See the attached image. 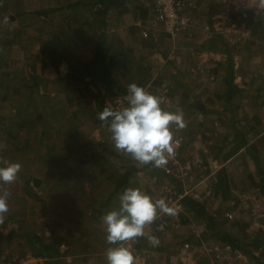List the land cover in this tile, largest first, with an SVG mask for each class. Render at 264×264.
Returning <instances> with one entry per match:
<instances>
[{"label":"crops","instance_id":"obj_1","mask_svg":"<svg viewBox=\"0 0 264 264\" xmlns=\"http://www.w3.org/2000/svg\"><path fill=\"white\" fill-rule=\"evenodd\" d=\"M217 1L197 0L195 26L172 36L154 0H0V167L21 165L0 182L11 193L0 264L44 247L54 254L42 264H107L101 218L124 189L156 200L165 185L186 192L184 224L158 230L159 216L147 229L158 245L128 243L136 264H211L193 236L202 230L241 255L219 264H264V24ZM130 83L169 89L162 107L183 111V182L117 152L98 119Z\"/></svg>","mask_w":264,"mask_h":264},{"label":"clouds","instance_id":"obj_2","mask_svg":"<svg viewBox=\"0 0 264 264\" xmlns=\"http://www.w3.org/2000/svg\"><path fill=\"white\" fill-rule=\"evenodd\" d=\"M127 106L121 109L104 107L98 115L102 126L111 134L110 139L117 152L136 161L141 166L166 169L169 160L176 155L175 130L187 127L184 113L164 110V98L151 94L147 89L130 83L124 97ZM21 171L19 163L0 167V182L12 184ZM7 189H0V224L9 213ZM120 207L101 219L105 225V251L107 264H136L133 250L128 246L139 238H147L153 246L159 240L147 231L159 219L161 213L175 216L176 212L164 198L153 200L139 188H126L119 196ZM158 230H162V227Z\"/></svg>","mask_w":264,"mask_h":264},{"label":"built area","instance_id":"obj_3","mask_svg":"<svg viewBox=\"0 0 264 264\" xmlns=\"http://www.w3.org/2000/svg\"><path fill=\"white\" fill-rule=\"evenodd\" d=\"M197 7V0H154L153 10L155 14V21L161 24L163 29L168 32L170 35L174 36L178 31H186L193 28L195 25L192 19L187 16V12L190 10H194ZM241 10L243 9L240 8ZM241 19H246L247 12L242 11ZM256 13V12H254ZM169 89L163 88L160 92V96L164 98V103L166 102V98L168 95ZM126 95H119L112 98H104L103 106L111 107L113 109H121L127 106V101L124 99ZM179 129L175 130V150L176 155L169 160L166 169H160L164 175L173 178L177 182H183V178L188 176V173L184 171L179 163V150L182 146L183 137L180 134ZM190 178V177H188ZM162 198L166 200L170 207H173L176 215L170 216L167 214H160V226L162 228H167L170 230H178L183 224L186 214L184 212V198L186 192L178 191L174 187H170L165 185L162 189ZM210 234V233H209ZM193 235V234H192ZM196 239H198V245L202 247V250L206 254H212L210 259L211 264H219L226 260L227 254H233L234 258H237L239 261L241 260V255L231 252V246L223 245L221 246L218 241L210 242V239L204 240L203 238L208 236V231L202 230L201 232L195 233L193 235ZM204 236V237H203ZM186 248H191L189 244H185ZM60 249L65 251L66 247L64 244L60 245ZM221 261V262H220ZM43 259L41 257H37L32 255V253H27L24 256L19 257H9L3 259L1 264H42ZM227 264H232L229 261ZM261 264V263H257Z\"/></svg>","mask_w":264,"mask_h":264},{"label":"rangeland","instance_id":"obj_4","mask_svg":"<svg viewBox=\"0 0 264 264\" xmlns=\"http://www.w3.org/2000/svg\"><path fill=\"white\" fill-rule=\"evenodd\" d=\"M228 1L230 2V4L234 5V12H237L239 10V8H242V6H244V5L250 7L252 12H257V11L261 12L260 16H262V18H260L259 21H262V24H264L263 23L264 22V0H226L225 1L226 6L228 4ZM219 2L217 0L216 1L215 0H212V1L203 0L202 5H210L215 10L218 7L217 5ZM197 7L194 10H196ZM239 23H240V25H242V23H243L242 19L239 20ZM28 253H30V252H28ZM26 254L27 253L23 254V256ZM19 256H21V255H18L17 257H19ZM9 257H16V255H11V254L7 255V256L3 255V259L9 258ZM3 259H2V261H3ZM2 261H1V263H2Z\"/></svg>","mask_w":264,"mask_h":264},{"label":"trees","instance_id":"obj_5","mask_svg":"<svg viewBox=\"0 0 264 264\" xmlns=\"http://www.w3.org/2000/svg\"><path fill=\"white\" fill-rule=\"evenodd\" d=\"M240 17V18H239ZM235 18H236V20L237 21H239L240 19H241V16H240V13L237 15V16H235ZM249 19V16L247 15V17H246V19ZM99 56V55H98ZM97 59V58H96ZM95 63V62H94ZM262 189H263V187H262ZM184 200H185V198H184ZM183 200V201H184ZM185 205H187V207L190 209V210H194V211H196L197 210V212L199 211L201 214H203L204 213V211L202 210V209H200V206L199 205H197V204H194V203H191V202H185ZM193 206H195L196 207V209H194L193 208ZM185 207V206H184ZM185 218H183V220H184ZM216 229L212 224H209V226H206V230H208V229ZM208 233H210V231L208 230ZM229 242V241H228ZM231 243V242H230ZM231 245L232 246H234V247H237V248H239L237 245H234V244H232L231 243ZM33 253H32V255H34V256H37V257H41L43 260H44V257L45 258H51V256L54 254V252H49V248H46V247H44L43 249H33V251H32Z\"/></svg>","mask_w":264,"mask_h":264}]
</instances>
